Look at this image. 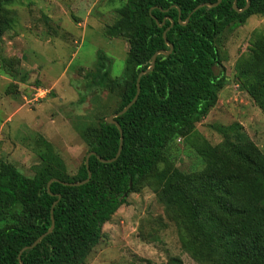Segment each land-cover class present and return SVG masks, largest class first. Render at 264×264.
I'll list each match as a JSON object with an SVG mask.
<instances>
[{
	"label": "trees",
	"instance_id": "1",
	"mask_svg": "<svg viewBox=\"0 0 264 264\" xmlns=\"http://www.w3.org/2000/svg\"><path fill=\"white\" fill-rule=\"evenodd\" d=\"M215 1L125 0L117 9L118 18L106 30L125 37L128 45L124 59L126 81L114 113L132 98L135 78L149 67L153 52L167 50L165 41L172 45L171 52L155 56L153 67L139 77L136 100L113 118L122 135L115 160L100 162L96 156L110 159L115 155L119 138L116 126L101 117L96 126L84 129L86 152H94L87 160L90 177L86 182L61 183L85 179L83 161L72 176L65 174L62 165L51 168L46 164L31 177L24 176L11 163L0 162V264L82 263L100 237L102 224L125 201L135 184L150 174L167 142L175 136L194 140L192 147L203 163L197 173L198 181L208 179L212 193L211 208L206 205L199 212L188 196L190 185L184 181L188 191L174 188L179 205L201 232L205 230L204 223L213 229L221 244L217 258L210 259L209 254L200 252L202 247L195 236L185 230L180 232L183 248L200 264H264L260 261L264 255V162L249 151L250 143L235 129L231 141L227 132L217 128L224 137L220 146L197 142V134L192 130L194 122L214 104L224 79L216 37L228 21L236 20L233 24H239L249 15H263L264 0H248L247 7L240 12L232 8L233 0H220L211 7L202 5L191 12L199 3ZM244 4L245 0H235L237 9ZM254 37V50L248 62L253 66L238 74L242 87L264 111V34ZM260 64V68L254 69ZM214 66L219 67L216 74ZM106 67L104 59L97 63L92 80L101 83L107 76ZM50 159L42 157L41 161ZM50 178L57 181H51L47 191ZM232 196L247 211L255 228L244 239L238 238L236 230L220 219L243 214L229 205L227 199ZM54 201L51 231L33 247L24 249L19 260L18 251L49 227V210ZM205 212L213 219L204 220Z\"/></svg>",
	"mask_w": 264,
	"mask_h": 264
},
{
	"label": "rangeland",
	"instance_id": "2",
	"mask_svg": "<svg viewBox=\"0 0 264 264\" xmlns=\"http://www.w3.org/2000/svg\"><path fill=\"white\" fill-rule=\"evenodd\" d=\"M124 1L0 0V162L27 177L46 164L62 165L67 176L76 173L87 153L84 129L114 113L126 81L127 39L106 30ZM235 21L226 22L216 37L224 79L214 104L192 130L197 142L220 146L224 137L217 128L231 141L235 129L264 162V111L238 74L253 66L248 62L254 35L264 34V14ZM102 59L107 76L98 83L92 74ZM212 70L216 74L219 67ZM191 138L175 136L167 142L150 174L102 224L80 264H200L182 246L185 230L195 236L201 253L217 258L221 244L215 231L204 223L201 232L179 205L176 186L185 188V181L196 209L211 208L212 193L208 179L198 181L203 163ZM236 199L227 200L243 214L220 219L244 239L255 228ZM209 217L205 212L204 220ZM260 258L263 263L264 255Z\"/></svg>",
	"mask_w": 264,
	"mask_h": 264
},
{
	"label": "water",
	"instance_id": "3",
	"mask_svg": "<svg viewBox=\"0 0 264 264\" xmlns=\"http://www.w3.org/2000/svg\"><path fill=\"white\" fill-rule=\"evenodd\" d=\"M219 1H220V0H216V1L213 2V3H199V4H197V5L191 10V12L194 11V10H196L197 8L201 7L202 5H205V6H208V7L215 6V5L218 4ZM247 5H248V0H245V4H244L243 8H241V9H237V8H236V5H235V0L232 1V8H233L235 11H237V12H240L241 10H243L244 8H246ZM185 20H187V18H186ZM180 23L183 24L184 22H180ZM159 25H161V24H159ZM164 32H165V30L162 31V37H163V38H164ZM165 43H166V45H167V47H168L167 50L159 49V50L153 52V54H152L151 57H150V64H149V67H148L147 69L143 70V71H140V72L137 74V76H136V78H135V92H134L132 98H131V99H130V100H129V101H128V102H127V103H126V104H125L120 110H119V111H117V112H115V113H113V114H110V115H108V116L105 117V121H106L107 123H113V124L116 126V128H117V130H118L119 138H118V144H117V149H116L115 155H114L112 158H110V159H101L99 156H96L97 159H98L100 162H106V163H108V162H111V161L115 160L116 157L118 156V154H119V152H120V149H121V145H122V135H121V131H120V128H119L118 123H117L113 118L116 117V116H118V115H120V114H122L123 112H125V111L127 110V108H128V107H129V106H130V105L136 100L137 95H138V93H139V77H140L144 72L150 70V69L153 67L155 56H156L157 54H164V55H166V54H169V53L171 52L172 45H171L170 43L166 42V41H165ZM89 155H94V152H93V151H88V152L85 154V156H84L83 163H84L85 169H86V171H87L86 178L83 179V180H81V181L70 182V183H68V182H64V181H61L62 184H64V185H79V184H82V183H84V182H86V181L88 180V178L90 177V172H89V170H88V164H87V160H88ZM51 181H57V179H56V178H50V179L47 181V183H46V190H47V191H48L49 183H50ZM57 197H59V196H57ZM54 203H55V201L52 202L51 205H50V210H49V211H50L51 223H50L49 227L47 228V230H46L45 232H43L42 234H40L39 236H37V237L35 238V240H34L31 244H29V245H27V246H23V247L18 251V253H17V258H18V259H19V257H20V253H21L24 249L33 247V246H34V245H35V244H36V243H37V242H38V241H39V240H40L45 234H47V233H49V232L51 231V229H52V227H53V220H52V214H51V211H52V208H53ZM19 260H20V259H19ZM19 264H21L20 261H19Z\"/></svg>",
	"mask_w": 264,
	"mask_h": 264
},
{
	"label": "built area",
	"instance_id": "4",
	"mask_svg": "<svg viewBox=\"0 0 264 264\" xmlns=\"http://www.w3.org/2000/svg\"><path fill=\"white\" fill-rule=\"evenodd\" d=\"M39 96V95H38Z\"/></svg>",
	"mask_w": 264,
	"mask_h": 264
}]
</instances>
